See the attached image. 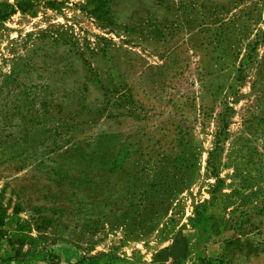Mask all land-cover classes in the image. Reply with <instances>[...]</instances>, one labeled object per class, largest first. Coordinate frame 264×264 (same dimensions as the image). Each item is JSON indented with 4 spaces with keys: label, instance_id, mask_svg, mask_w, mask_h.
I'll return each mask as SVG.
<instances>
[{
    "label": "rangeland",
    "instance_id": "1",
    "mask_svg": "<svg viewBox=\"0 0 264 264\" xmlns=\"http://www.w3.org/2000/svg\"><path fill=\"white\" fill-rule=\"evenodd\" d=\"M28 1L0 31V264H264V0Z\"/></svg>",
    "mask_w": 264,
    "mask_h": 264
},
{
    "label": "trees",
    "instance_id": "2",
    "mask_svg": "<svg viewBox=\"0 0 264 264\" xmlns=\"http://www.w3.org/2000/svg\"><path fill=\"white\" fill-rule=\"evenodd\" d=\"M31 2L28 0H18L15 3H10L7 0L0 1V31L4 27V23L16 12L25 13L31 10ZM45 36L51 37L53 40L56 39V33L48 30L45 32ZM62 36V35H60Z\"/></svg>",
    "mask_w": 264,
    "mask_h": 264
}]
</instances>
